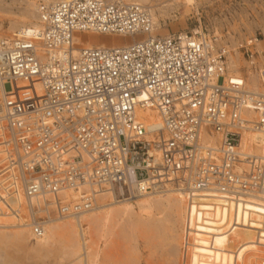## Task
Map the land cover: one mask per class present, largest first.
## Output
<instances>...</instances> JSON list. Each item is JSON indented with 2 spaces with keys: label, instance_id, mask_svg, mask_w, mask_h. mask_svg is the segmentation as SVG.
I'll list each match as a JSON object with an SVG mask.
<instances>
[{
  "label": "built area",
  "instance_id": "built-area-1",
  "mask_svg": "<svg viewBox=\"0 0 264 264\" xmlns=\"http://www.w3.org/2000/svg\"><path fill=\"white\" fill-rule=\"evenodd\" d=\"M37 1V26L0 39V217L40 238L49 216H80L102 192L228 202L264 190V67L249 44L234 52L248 57L253 89L231 69L232 49L201 32L76 49V33L150 35L147 6ZM252 135L259 153L243 147Z\"/></svg>",
  "mask_w": 264,
  "mask_h": 264
},
{
  "label": "rangeland",
  "instance_id": "rangeland-1",
  "mask_svg": "<svg viewBox=\"0 0 264 264\" xmlns=\"http://www.w3.org/2000/svg\"><path fill=\"white\" fill-rule=\"evenodd\" d=\"M47 1L55 3L61 0H47ZM123 1L138 3L143 6H147V8L149 9L151 8L150 10H152L154 14V19H155L154 23L156 21L158 22V25L155 24V34L157 36L166 37V36L174 35L176 33L182 34V33H190V32H201L204 35H206L208 39L212 40V42L218 43V46H229L232 49V56H231L232 59L230 60L231 69L239 70V72H242L248 80L251 76L255 75L253 74V72H251L250 67L248 66V63L246 61L248 57L246 58L243 57L244 50L234 52L235 49H238V48L241 49L242 45H244L245 47L249 44L250 46L249 47L250 49H248L250 50L249 56L254 55L255 63L257 67L259 66L264 67V0H179V1L175 0V2L174 0H149L148 3H141L138 1L136 2V0L135 1L134 0H123ZM35 7L36 8L38 7L37 0H0V39H11L13 38L14 34L22 30V28L24 29L26 27L35 25L38 22V13H37L38 10ZM34 14L36 16H34ZM15 28H17L18 30H14ZM141 39H144V38L139 37L137 40H141ZM97 42L99 41H95V40L92 41L93 44H96ZM77 47L81 48V46H77ZM257 82H258V79L256 83H252V81L249 83H251L252 87L255 88L257 85ZM101 196L103 197V195ZM101 196H100V200L97 198L98 200L97 206L102 205ZM116 200L118 202L123 201V199L121 198L119 199L116 198ZM111 201L112 200L110 199L109 202L111 203ZM215 209L216 208L214 209L206 208L202 212L198 210L196 212V209L195 210L192 209L193 211L190 210L189 211L190 213L187 215L185 214V212H182L180 214L181 216L179 214L176 215L180 219H178L175 215H173L174 217L172 216V220L170 221V226L176 225L175 226L176 230L174 229L173 231L175 234L174 236L175 238L171 239L172 241L171 240L169 241V244L166 247V251L164 252L166 253L167 249L173 247L174 249L179 251L180 254L178 253L177 255L180 258L181 256H184L182 255L183 251L188 250L187 252H190L188 253L189 259L192 260L191 256L192 258H195L192 260L194 263H198L197 261L199 259L200 263L198 264H205L207 263L206 261H208V263L210 264H218V263L224 264L225 261L230 262V263H234V262L237 263L238 261L237 264H240L241 259L243 258H247L246 261L249 264H254V262H257V264H261L262 259L261 261H258V259H260V256H261L260 252H263L262 254H264V232H263L264 231V218L261 217L262 218L261 220V218L252 216L249 213H248L249 215H247V213L246 214L236 213L233 211L225 212L226 210H223L222 208L219 210L216 209V213H215L214 212ZM135 212H139L138 207H136ZM192 212L193 214L194 213L195 214L193 215ZM217 213L219 215L222 214L220 215L221 217ZM155 215L156 216L160 215V216L156 217ZM163 215L158 214V213L156 214L153 213L150 217L155 216L156 218H161ZM203 216L205 217L203 218ZM248 216L249 217L251 216V217L249 218ZM188 217H190V219H188ZM6 218H7L6 216L0 217V221L7 222L10 220L15 223V221H13L11 217L8 216L7 220H5ZM50 218L52 220L53 219L57 220L58 219L57 213L53 214L52 217L50 216ZM114 221L113 222L115 224L114 223L112 224L116 225L114 227L117 231H119V229L123 228L124 226L130 225V222L127 223L129 220H127L126 217L125 218L119 217V218H116ZM221 221L223 223H221ZM189 223H190V226H189ZM241 223L247 224L246 227H244L245 225ZM249 223L250 224L252 223V225L254 226L250 225ZM83 225H84V228L87 227L85 223H83ZM249 225L252 227H250ZM189 227L192 229H189ZM206 229L208 230V232ZM247 229L250 231V234ZM8 230H12V228H9ZM187 230H189L190 233ZM244 230L245 231L247 230V231L245 232ZM259 230L261 231L263 230L262 231L263 233ZM12 231H15V229H13ZM231 232H234V233H231ZM179 233L181 234V236ZM184 233L186 234L184 235ZM220 233L222 235H220ZM189 234L190 236H192V238L189 237L188 239ZM259 235H260V238H259ZM95 236L96 235L92 233L90 235V238H88V240H90L89 242L90 248L92 247L91 249L93 250L95 249L94 251L96 252L97 251L96 248L98 245L94 247L96 245L94 243L96 242V240L94 239L97 238ZM113 236L114 238L115 236L116 237L118 236L117 237L118 239L117 238H116L117 240L112 239ZM135 236L136 235L134 234L133 236L134 238L132 237L133 239L131 240L124 239L123 236H121V233H119L118 235L112 234L111 236H108L106 240H103V243L102 242L100 243L101 249L102 247H105L103 250H101L102 253L100 252V256H101L99 257L100 264L104 262V259L107 257L106 256L107 253L109 256L114 251L117 244L114 247V244H112V242H115V241L118 242L121 240V242L119 243L125 244V246L130 247L129 245L131 246L133 245V247H136L138 245V247L139 246L142 247L143 246L141 242L142 238H140L141 239L140 240L138 237H136L137 239L135 240ZM227 236L231 237L230 240H229V237ZM252 236L255 239H253ZM225 237L228 239H226ZM180 238L185 240V244H184V240L182 241ZM195 238H196V241H195ZM250 238L253 239L252 243H251ZM111 239L113 241H111ZM124 240H126L127 243ZM180 242H182L183 244ZM91 243H93L94 246H92ZM192 244L193 245L195 244L194 250H191L193 249ZM25 245H26V249L24 250V252L22 251L18 252V250L15 249L14 247H9L7 250L9 255H11L12 258H14V260H16L15 261L16 264L17 262H20L21 264H71L73 263L72 259L68 260V256L65 257V255L63 254L62 244L60 243H56V245L53 246V248H51V252L50 251L48 252V254L50 253L49 255L45 254L42 257H35L34 254H32V251H30L32 247L28 244H25ZM189 245H191L192 248ZM182 246H184V248H182ZM197 246H199V248ZM233 247L236 249H234ZM260 248H262L263 250H261ZM111 249L112 251H110ZM157 249H156V252L158 253V255H160L161 252L163 251H161L159 248ZM198 249H199V252L196 254V250ZM237 249L238 251H236ZM253 250L255 251V254ZM94 251L92 253H95ZM234 251H236L237 253ZM228 252L229 253L231 252V253L229 254ZM244 252L246 255L244 254ZM253 254L254 256H252ZM207 255L208 256L211 255L213 257H207ZM46 256L47 258L45 259ZM196 258L198 259L196 260ZM209 258L211 260H209ZM100 259L103 261H101ZM169 260H173V257H170ZM246 261H245V264H248ZM108 262H109L108 264H110L111 260L108 259Z\"/></svg>",
  "mask_w": 264,
  "mask_h": 264
},
{
  "label": "bare ground",
  "instance_id": "bare-ground-1",
  "mask_svg": "<svg viewBox=\"0 0 264 264\" xmlns=\"http://www.w3.org/2000/svg\"><path fill=\"white\" fill-rule=\"evenodd\" d=\"M137 1L141 2V3H148L149 0H136V2ZM30 2H32V1H30ZM174 2H175V0H174ZM28 4H29V2H28ZM150 9H148V10H150ZM150 11L153 14L152 10H150ZM29 13H31V12H29ZM21 15H23V14H21ZM34 16H36V15L34 14ZM154 20L155 19H154V14H153V23H154ZM155 24L158 25V22L156 21L154 23V29L151 32V34L145 35V36L104 35V34H99V33H95V32L76 33L75 44H76V46H81V48L82 47L83 48H86V47H115V46L116 47H124L126 45H130V44L134 43L139 37H143L144 39L148 38L149 36L155 38L157 36L155 34ZM33 26H37V24H35ZM14 30H18V29L15 28ZM166 37H168V36H166ZM93 40L99 41V42H97L96 44H93L92 43ZM208 42L211 43L210 41H208ZM76 49H80V48L76 47ZM256 78H257L256 75L251 76L249 78L248 87H250V89H253V87H252V84L249 82L252 81V83H256V81H257ZM257 84H258V82H257ZM142 116L147 118L148 125L150 126V129L151 128H158L161 126L160 117L158 115H156V113H154L152 111H147V112L143 113ZM251 137H253V138L250 140L247 138L244 139L243 147L248 148V146L250 145V143L252 141L256 142L257 143L256 148L250 147V148L246 149V151L252 150V152H253V150H254L255 152L259 153L261 151L260 149H262V148H261L260 144H258L260 141L256 140L258 136L252 135ZM204 143H209V146H210V144H212V145L215 144V142L212 140H210V142H204ZM263 148H264V145H263ZM262 150H264V149H262ZM101 195H103V197ZM100 196L102 197L101 198L102 205L97 206V203H96V205L94 206L93 209H91L88 212L82 213V215H80V216L69 215V216H65V217H59L57 220H54V219L52 220L49 216L50 219L44 224V232H43L44 234L40 238L34 237L33 231L29 228V226H27V227H25L24 225L21 226V225H18L16 222L14 223L10 220L7 222L6 221H0V264H16V262H15L16 260H14V258H12V256L9 255V253L7 251L9 247H14L15 249L18 250V252L19 251L24 252V250L26 249L25 244H28L32 247L30 251H32V254H34L35 257H42L45 254L49 255L50 253L48 254V252L49 251L51 252V248H53V246H55L56 243L62 244L63 254L65 255V257L68 256V260L72 259L73 263H71V264H100V262H99V257H101L100 252H101V250H103L105 248V247H102V249H101L100 243L101 242L103 243V240H106L108 238V236H111L112 234L118 235L119 233H121V236H123V238L127 239V240L133 239L134 238L133 236L135 234L136 235L135 240L137 239L136 237H138L139 239L142 238V240L141 239L140 240H141L143 246L138 247V245L135 244V245H137L136 247H133V245L132 246L129 245L130 247H128V246H125V244L119 243V242H121V240L118 242H116V241L112 242V244H114V247L116 244L117 245H116V247H115V249L111 255L108 256V253H107V255H106L107 257L104 259V262H102V264H108L109 263L108 259L111 260L110 264H193L194 262L192 260L195 258H192V256H191L192 260L189 259L188 253H190V252H187L188 250L187 251L184 250L183 254L181 253L184 256L180 255L181 256L180 258L177 255L179 253V251L174 249L173 247L167 249L166 253L164 252V251H166V247L168 246L169 241L171 239L175 238L174 237L175 234L173 231H174L176 225L170 226V221L172 220L173 215H175V216L178 214L180 215L182 212H185V214L187 215L190 213L189 211L192 209H194V210L196 209V212H197V210L202 212L206 208H213V209L216 208L218 210L222 208L223 210H226L225 212L233 211L236 213H245V214L247 213V215L251 214L252 216H255L258 218H261V217L264 218V190L259 191V193L255 197H252V199L249 198L246 201L239 200V201H228V202H227V200H222L219 198H210V197H216L217 196L216 194L214 195L212 193L207 194V195H195V196H198V199L197 200L194 199L193 201H190L191 199L187 198V195H184V193L178 192V191L173 190L171 188L164 190V191H160V192L143 193V194L137 195L134 199H132L133 201L123 200V201L118 202L116 200V198H114L112 196V194L104 193V192L100 193L99 196L97 197L99 200H100ZM217 197H220V196H217ZM110 199L112 200L111 203L109 202ZM135 205H136V207H138L139 212H135V209H136ZM216 209L214 211L215 213H216ZM153 213H155V214L158 213L161 215L164 214V215L161 218H156L160 215H158V216L155 215L156 217L155 216L150 217ZM192 214H193V212H192ZM220 215H222V214H220ZM6 217L8 218V216H6ZM119 217L120 218L126 217L127 220H129L127 223L130 222V225L124 226L123 228H120L119 231H117L114 227V226H116V225H114L115 224L114 220L116 218H119ZM176 217L178 218V216H176ZM204 217L205 216H203V218ZM7 218L5 220H7ZM262 218H261V220H262ZM142 219H144V220H142ZM178 219H180V218H178ZM188 219H190V217H188ZM1 220H2V218H1ZM248 220H250V219H248ZM117 221H116V223H117ZM83 223H85V225H87L86 228H84ZM112 223H114V224H112ZM215 223H216V221H215ZM221 223H223V222L221 221ZM241 224H244V223H241ZM244 225H245L244 227H246L247 224H244ZM250 225H252V223ZM189 226H190V223H189ZM252 226H254V225H252ZM252 226H250V227H252ZM192 227H193V225H192ZM256 227H255V229H256ZM9 228H12V230L15 229V231L8 230ZM235 228H237V227H235ZM258 228H260V227H258ZM258 228H257V230H258ZM189 229H192V228L189 227ZM242 229H244V228H242ZM187 231L189 232V230H187ZM259 231H261V230H259ZM182 232H183V230H182ZM188 232H186V233H188ZM207 232H208V230H207ZM225 232H227V231H225ZM92 233L96 235L95 237H97L96 239H94V240H96V242H94L96 245L94 246L93 243H91L92 246H94V247H96L98 245L97 246L98 249L96 248V250H97L96 252L94 251L95 249L94 250L91 249L92 247L90 248V245H89L90 240H88V238H90V235ZM186 233H184V235ZM231 233H234V232H231ZM249 234H250V231H249ZM220 235H222V234L220 233ZM180 236H181V234H180ZM117 237L115 236V238H114V236H113L112 239H116ZM183 237H185V236H183ZM189 237L192 238V236H190V234L188 236V239H189ZM227 237H229V236H227ZM230 238L231 237H229V240H230ZM252 238L255 239L253 236H252ZM252 238H250L251 243L253 240ZM259 238H260V235H259ZM112 239H111V241H113ZM226 239H228V238H226ZM181 240L183 241L184 239H181ZM124 241L126 242V240H124ZM195 241H196V238H195ZM135 242H137V241H135ZM177 242H176V244H177ZM180 243H182V242H180ZM130 244H132V243H130ZM184 244H185V240H184ZM237 244H239V243H237ZM198 245H199V243H198ZM189 246L191 247V245H189ZM192 247H193V249H191V250H194L195 244ZM197 247L199 248V246H197ZM157 248H159L161 251H163V252H161L160 255H158V253L156 252ZM182 248H184V246H182ZM208 248H210V247H208ZM90 249H91V251H90ZM177 249H179V248H177ZM186 249H188V248H186ZM234 249H236V248H234ZM260 249L263 250L262 248H260ZM93 251L95 253H92ZM110 251H112V249ZM236 251H238V249ZM236 251H234V252H236ZM198 252H199V249L196 250V254ZM218 252H220V251H218ZM223 252H225V251H223ZM262 253L263 252H260L262 257L260 256V259H258V261H261V259H262L261 264H264V254H262ZM244 254H245V252H244ZM254 254H255V251H254ZM254 254L252 256H254ZM176 255H177V257H176ZM205 256H206V254H205ZM170 257H173V260H169ZM207 257H213V256L207 255ZM46 258H47V256L45 257V259ZM197 259L198 258H196V260ZM209 260H211V259L209 258ZM246 260H247V258L241 259L240 264H245ZM101 261H103V260H101ZM251 261H249V262H251ZM197 262L200 263L199 259ZM206 262L208 263V261H206ZM198 263H194V264H198ZM207 263H205V264H207ZM237 263H238V261H237ZM237 263H235V262L230 263L227 261L224 262V264H237ZM17 264H21V263L17 262ZM208 264H210V263H208ZM254 264H257V262H254Z\"/></svg>",
  "mask_w": 264,
  "mask_h": 264
}]
</instances>
